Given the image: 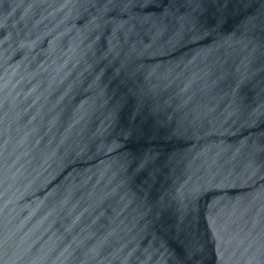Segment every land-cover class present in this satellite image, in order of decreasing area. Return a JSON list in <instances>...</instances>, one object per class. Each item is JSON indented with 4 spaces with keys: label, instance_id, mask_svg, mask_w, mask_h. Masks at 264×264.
Segmentation results:
<instances>
[{
    "label": "water",
    "instance_id": "95a60500",
    "mask_svg": "<svg viewBox=\"0 0 264 264\" xmlns=\"http://www.w3.org/2000/svg\"><path fill=\"white\" fill-rule=\"evenodd\" d=\"M0 264H264V0H0Z\"/></svg>",
    "mask_w": 264,
    "mask_h": 264
}]
</instances>
